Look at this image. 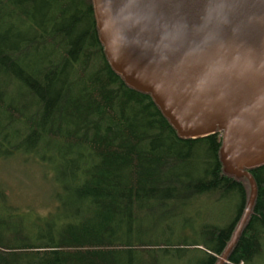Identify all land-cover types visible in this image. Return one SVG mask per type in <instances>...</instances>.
I'll use <instances>...</instances> for the list:
<instances>
[{
  "label": "trees",
  "instance_id": "obj_1",
  "mask_svg": "<svg viewBox=\"0 0 264 264\" xmlns=\"http://www.w3.org/2000/svg\"><path fill=\"white\" fill-rule=\"evenodd\" d=\"M220 147V131L179 138L111 69L92 0H0V161L52 192L30 219L0 182V264H217L250 195ZM247 172L255 200L224 264L264 253V164Z\"/></svg>",
  "mask_w": 264,
  "mask_h": 264
},
{
  "label": "water",
  "instance_id": "obj_2",
  "mask_svg": "<svg viewBox=\"0 0 264 264\" xmlns=\"http://www.w3.org/2000/svg\"><path fill=\"white\" fill-rule=\"evenodd\" d=\"M92 3L111 69L151 97L179 138L220 131L226 173L247 180L246 209L217 262L224 264L255 200L247 171L264 164V0Z\"/></svg>",
  "mask_w": 264,
  "mask_h": 264
},
{
  "label": "rangeland",
  "instance_id": "obj_3",
  "mask_svg": "<svg viewBox=\"0 0 264 264\" xmlns=\"http://www.w3.org/2000/svg\"><path fill=\"white\" fill-rule=\"evenodd\" d=\"M45 175V171L25 165L21 161H0V182L6 191L7 201L18 206L20 213H24V210H27L25 208H28L30 219H35L36 214L44 215L48 208L51 209L48 204L45 205L52 194L48 187L49 181H46L50 175ZM198 213L206 218L220 215L215 206L198 210ZM255 264H264V253L256 259Z\"/></svg>",
  "mask_w": 264,
  "mask_h": 264
},
{
  "label": "bare ground",
  "instance_id": "obj_4",
  "mask_svg": "<svg viewBox=\"0 0 264 264\" xmlns=\"http://www.w3.org/2000/svg\"><path fill=\"white\" fill-rule=\"evenodd\" d=\"M237 163H240V162H237ZM245 164H248V163H245ZM248 165H251V162H250V164H248Z\"/></svg>",
  "mask_w": 264,
  "mask_h": 264
}]
</instances>
